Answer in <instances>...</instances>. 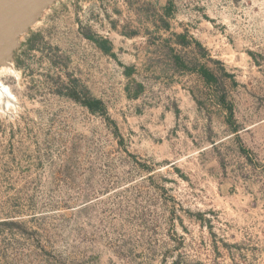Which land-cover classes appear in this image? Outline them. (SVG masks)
<instances>
[{"label":"rangeland","instance_id":"obj_1","mask_svg":"<svg viewBox=\"0 0 264 264\" xmlns=\"http://www.w3.org/2000/svg\"><path fill=\"white\" fill-rule=\"evenodd\" d=\"M18 41L0 264H264V0H56Z\"/></svg>","mask_w":264,"mask_h":264},{"label":"water","instance_id":"obj_2","mask_svg":"<svg viewBox=\"0 0 264 264\" xmlns=\"http://www.w3.org/2000/svg\"><path fill=\"white\" fill-rule=\"evenodd\" d=\"M56 0H0V63L9 65L19 47L18 38L28 32L40 13ZM1 67V66H0ZM11 100V99H10ZM5 115L10 116L8 111Z\"/></svg>","mask_w":264,"mask_h":264},{"label":"trees","instance_id":"obj_3","mask_svg":"<svg viewBox=\"0 0 264 264\" xmlns=\"http://www.w3.org/2000/svg\"><path fill=\"white\" fill-rule=\"evenodd\" d=\"M88 40H91L93 43L96 44V46L103 51L104 53H108L110 52V47H108V42L107 41H98V40H94L88 37ZM107 46V47H106ZM174 61L176 62V64H180V60L177 57H174ZM132 68H125L124 70V74L126 76H130V74L132 73ZM198 75L202 78V80L207 83V84H211V83H215V77L213 76V74L205 68L200 67L197 71ZM220 102V104L223 106L224 103V99L220 98L218 100ZM81 105L85 106L88 111L92 114H101V115H106V109L103 105V103L98 100V99H94L90 96H88V100L86 101H82L80 102ZM228 111V117L232 118V109L231 107H228L226 109Z\"/></svg>","mask_w":264,"mask_h":264},{"label":"bare ground","instance_id":"obj_4","mask_svg":"<svg viewBox=\"0 0 264 264\" xmlns=\"http://www.w3.org/2000/svg\"><path fill=\"white\" fill-rule=\"evenodd\" d=\"M6 91V87L0 83V110L4 112H6L7 110V105H15V101H13L12 95L10 93H7Z\"/></svg>","mask_w":264,"mask_h":264}]
</instances>
